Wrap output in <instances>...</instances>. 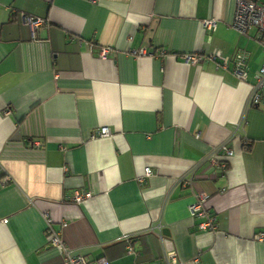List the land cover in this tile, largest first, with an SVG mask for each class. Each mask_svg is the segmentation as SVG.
<instances>
[{
  "label": "crops",
  "instance_id": "0c3cea01",
  "mask_svg": "<svg viewBox=\"0 0 264 264\" xmlns=\"http://www.w3.org/2000/svg\"><path fill=\"white\" fill-rule=\"evenodd\" d=\"M236 6L0 0V264H61L44 212L87 264H162L173 247L185 264H264V88L249 98L262 44L233 26ZM26 13L45 21L32 31ZM213 46L246 50L247 77L183 57ZM222 141L233 152L212 160ZM196 191L214 229L189 211Z\"/></svg>",
  "mask_w": 264,
  "mask_h": 264
},
{
  "label": "built area",
  "instance_id": "2783aa9c",
  "mask_svg": "<svg viewBox=\"0 0 264 264\" xmlns=\"http://www.w3.org/2000/svg\"><path fill=\"white\" fill-rule=\"evenodd\" d=\"M25 21H27L32 31L35 27L44 22L45 19L41 16H34L30 13L23 15ZM233 26L239 29L241 32H245L250 26H256L260 31V40L262 44V59L255 70L256 80L252 83V89L250 92V101L258 103L262 98V89L264 88V0H237V6L235 9L233 21ZM203 25L207 28H214L216 25V17L209 16L203 18ZM109 46L103 45L100 49L101 55L106 54ZM143 47L137 49V52H142ZM210 57L216 59V61L223 65L228 66L229 62L232 63L231 70L239 78L245 79L248 74L247 69V56L246 50L239 48L233 55L223 53L221 48L218 46H213L208 50H197L194 52H186L183 54L184 59L189 63H196L202 57ZM100 134L109 133V128L106 125H101L97 131ZM225 152L231 154L233 148L228 145L226 141H222L214 146L212 151L209 153V157L212 160L217 158L219 152ZM226 163L221 161L220 167L224 168ZM152 172V168L149 164L145 165V173L149 174ZM10 176L6 173L0 175V181H8ZM182 180V177H179ZM86 195L91 194V191H86ZM206 193L204 191L194 192V199L189 203V211L191 214L205 216V219L199 221L198 226L201 228L214 229L216 226L214 215L209 211L205 200ZM83 194L80 191L75 190L72 193L73 199H80ZM46 220V229L50 235L51 243L54 245L58 251L61 253V264H87V258L83 253L77 252L71 245L67 243L65 238L59 233L57 229L54 228L52 224V218L46 213H43ZM63 224L66 222L63 221ZM156 227L160 234H162V224L157 223ZM125 235H127L125 233ZM257 237L263 238L264 231L256 233ZM198 257L195 256L191 261L196 260ZM187 260L179 256L177 250L173 248L166 249L163 253V263L162 264H185ZM97 264H110L105 256H100L97 259Z\"/></svg>",
  "mask_w": 264,
  "mask_h": 264
}]
</instances>
